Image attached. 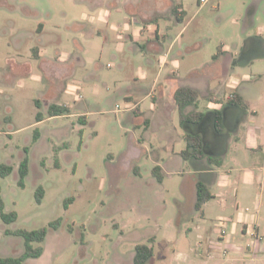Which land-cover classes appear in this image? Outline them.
Instances as JSON below:
<instances>
[{
  "label": "rangeland",
  "instance_id": "374dc122",
  "mask_svg": "<svg viewBox=\"0 0 264 264\" xmlns=\"http://www.w3.org/2000/svg\"><path fill=\"white\" fill-rule=\"evenodd\" d=\"M102 1L112 11L110 22L128 18L125 9ZM175 2L184 12L182 17L170 14L161 20L162 26L172 23L163 51L170 48L172 55L181 49L184 59L179 58L177 67L169 60L170 76L178 71L185 77L190 63L203 68L220 46L239 59L246 37L260 31L264 38V0ZM253 3V23L244 29L247 8ZM83 13L99 16L90 0H0V163L13 166L9 175L0 177V194L5 211L17 214L9 224L0 218V256H18L24 248L21 237L5 230L47 227L40 243L42 255L23 264H133L135 246L140 243L153 246L150 264H240L227 253L217 225L218 218H231L235 212L234 196L211 198L203 206V217L192 209L182 189L185 176L177 173L191 169L177 154L185 146L183 139L179 141L183 130L178 109L169 99L165 113L146 134L143 118L152 116L153 101L143 100L145 93H134L137 85L149 88L150 79L142 77L147 68L144 56L130 62L125 52L112 46L101 48L98 25L90 26ZM40 27L48 50L44 60L61 67L54 74L32 49L40 46ZM53 32L61 41L48 40ZM104 32L105 43L116 41V31ZM252 49L264 52L260 46ZM145 56L158 65V52L149 50ZM244 72L261 80L263 99L252 109L264 125V57L253 59ZM52 81L55 94L63 86L68 91L55 102L69 107L64 115L48 117L44 94ZM130 97L141 101L144 117L130 108ZM39 99L40 105L35 102ZM206 103L200 96L199 109L206 111ZM37 111L46 117L39 124L35 123ZM35 130L39 138L33 142ZM235 145L220 167L221 174L235 167L239 152ZM24 156L29 171L19 186L18 165ZM217 185L211 189L213 194L225 188L226 180ZM37 186L44 191L41 202L35 198ZM68 197L72 201L65 208ZM225 200L228 208L221 206ZM178 203L183 205V217ZM57 218L59 227L50 228ZM150 237H154L152 243Z\"/></svg>",
  "mask_w": 264,
  "mask_h": 264
},
{
  "label": "crops",
  "instance_id": "0c3cea01",
  "mask_svg": "<svg viewBox=\"0 0 264 264\" xmlns=\"http://www.w3.org/2000/svg\"><path fill=\"white\" fill-rule=\"evenodd\" d=\"M90 1L98 9L99 16H89L87 13H83L82 17L90 26L98 25L97 34L103 39L101 48L112 46L114 50L120 53L125 52L126 60H130V62L136 57L139 58L140 55L144 56L147 68L142 70V77L147 80L150 79L149 88L137 85L134 93L137 95L145 93L142 99L150 97L153 101L149 108L152 110V116L143 118L146 134L165 113L167 101L170 99L175 104L173 93L177 87H192L199 94L197 107L187 106L184 113L193 110L203 111L199 109V97L203 96L206 99V111H203L206 112L205 118L199 123L180 124L183 131L179 141L183 139L186 146L185 135L187 133L200 135L206 154L213 159L220 160L221 164L219 166L208 165L205 159L199 161L184 160L180 152L185 146L181 148L177 154L180 155L181 160L189 162L191 166V169L187 171L177 172L185 176L182 184L183 192L188 195L190 206H193L197 180L205 183L210 191L213 187L218 186L220 180H226L225 188L220 187L219 193L213 194L211 191L212 198L222 197L228 193L232 194L235 200L236 210L230 214L232 219L231 232L226 235H222L220 232V240L224 241L228 249L227 253H230L233 261L241 262L240 264H264V125H261L258 119V111L255 108L252 109L258 101L263 99V94L260 90L261 80L258 82V77L255 74L244 72L246 66L252 63L253 59L264 57V52L252 49L255 46L264 49V38L260 31L256 35L245 38L239 59L233 55L228 56V48L220 46L219 52H216L217 55H215L216 53L212 55V62L207 63L203 68L190 63L185 77H181L178 71L173 72V75L170 76L169 72L166 71L169 60L172 66L177 67L180 64L179 58L184 59L181 49L172 55H170V48L165 52L163 51V44L170 37L169 30L172 29V23L165 22L162 26L161 20L166 21L170 14H174L172 8L176 5L175 0H107L109 5L118 10L123 8L129 13L128 18L124 16L121 19V23L118 19L109 21L112 11L102 6V0ZM183 12L184 9L179 4L176 16L182 17L181 13ZM125 22L126 25H124ZM252 23L253 17L249 23H244V29ZM118 26H121V29ZM107 28L113 32L116 31L113 33V37H115L113 39L116 40L113 43L109 41L105 43L108 35L104 30ZM39 29L38 41L40 46H34L32 49L36 57L44 60L43 54L47 53L48 50L44 48L45 43L42 40L44 28L40 27ZM123 39L130 40V43L126 45ZM48 40L50 42L61 41L57 32L49 35ZM149 50L159 53L158 65L145 56ZM45 60L48 72L50 71L52 74L61 68L52 61ZM52 82L44 94L47 103L69 107L68 104L55 102L54 99L58 95H67L68 91L63 86L55 94L53 86L55 82ZM234 91L239 95L242 105L233 106L225 103L226 97ZM130 99V103H132L130 108L132 110L137 109L134 113L144 117L145 110L140 108L141 101L136 102L133 97ZM35 102L38 105L41 104L40 99ZM175 107L177 108L176 104ZM215 110H222L223 129L220 132L214 128L213 111ZM5 118L10 119V116L6 114ZM45 120L46 117L42 115L40 121H36L35 118V123L39 124ZM136 126L139 125L136 124ZM233 143H236L235 150H239L236 159L233 160L235 167H230V169L224 170L225 174H221L220 167L226 160ZM210 199L202 205L200 210L202 217L204 216L203 206L207 205ZM221 202L222 207L228 208V200Z\"/></svg>",
  "mask_w": 264,
  "mask_h": 264
},
{
  "label": "trees",
  "instance_id": "16d2710c",
  "mask_svg": "<svg viewBox=\"0 0 264 264\" xmlns=\"http://www.w3.org/2000/svg\"><path fill=\"white\" fill-rule=\"evenodd\" d=\"M179 5H174L172 12L177 14V9ZM256 9V4L253 3L247 8V13L245 17V24L249 23L253 17V14ZM220 49V47H219ZM218 49V50H219ZM219 52V51H218ZM217 55V53L215 54ZM198 91L192 87L181 86L177 87L173 93L174 102L179 111V120L180 124L185 123H199L205 116L206 112L193 110L189 113H184L187 106L197 107L198 103ZM225 103L228 105L239 106L242 105L240 102L239 95L234 91L231 93V96L225 99ZM68 107L63 105H58L51 103L48 106L47 113L48 116H59L67 113ZM214 113V128L217 132H220L223 129L222 124V110H215ZM136 114V113H135ZM36 121L42 119V113L37 111L35 114ZM39 135L38 131L35 130L32 140L33 142L37 141ZM186 146L181 150L180 155L184 160H203L207 161L208 165L214 164L219 166L221 164L220 160L213 159L206 154L204 149L203 139L198 134L187 133L185 135ZM27 147L25 148V153H27ZM28 157L24 156L18 165V179L17 183L19 186L24 185V179L28 174L29 165ZM158 169V166L153 168L155 173ZM13 171V166L7 163H0V177H5ZM158 178L160 176L158 175ZM43 188L37 186L35 189V198L37 202H41L43 197ZM195 201L193 203L192 209L195 211H200L202 205L212 198L211 191L209 187L200 180H197L195 184ZM72 201L71 197L65 199V208L68 207V204ZM183 205L178 203L179 215L183 217ZM0 218L6 224L12 223L16 220L17 214L14 211L6 212L4 209V203L2 196L0 194ZM60 218H57L49 223L50 228L57 229L60 225ZM7 234H13L19 236L23 240V251L18 256H0V264H23L26 260L31 258H38L43 253V247L40 245L47 236L48 228L40 227L37 229L27 230V229H16L14 231L5 230ZM150 243L154 241V237L148 239ZM154 256L153 246L146 243H140L135 246V252L133 255V264H150Z\"/></svg>",
  "mask_w": 264,
  "mask_h": 264
},
{
  "label": "built area",
  "instance_id": "2783aa9c",
  "mask_svg": "<svg viewBox=\"0 0 264 264\" xmlns=\"http://www.w3.org/2000/svg\"><path fill=\"white\" fill-rule=\"evenodd\" d=\"M205 1L206 0H200V2H205ZM108 67H111V65L108 64ZM229 96H231V95H228L227 97H229ZM217 225H218L222 235H226V234L231 232L230 228L232 225V219L231 218H219L217 220Z\"/></svg>",
  "mask_w": 264,
  "mask_h": 264
}]
</instances>
